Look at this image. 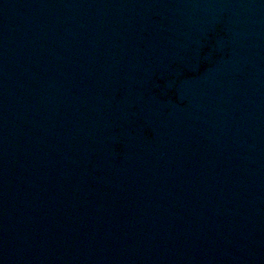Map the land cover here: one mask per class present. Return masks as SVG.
<instances>
[{"label": "water", "instance_id": "1", "mask_svg": "<svg viewBox=\"0 0 264 264\" xmlns=\"http://www.w3.org/2000/svg\"><path fill=\"white\" fill-rule=\"evenodd\" d=\"M0 264H264V0H0Z\"/></svg>", "mask_w": 264, "mask_h": 264}]
</instances>
